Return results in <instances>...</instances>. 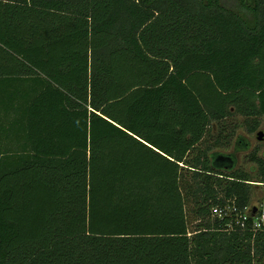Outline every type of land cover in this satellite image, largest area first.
Wrapping results in <instances>:
<instances>
[{"label":"trees","instance_id":"16d2710c","mask_svg":"<svg viewBox=\"0 0 264 264\" xmlns=\"http://www.w3.org/2000/svg\"><path fill=\"white\" fill-rule=\"evenodd\" d=\"M236 116L264 0H0V264H264Z\"/></svg>","mask_w":264,"mask_h":264},{"label":"rangeland","instance_id":"374dc122","mask_svg":"<svg viewBox=\"0 0 264 264\" xmlns=\"http://www.w3.org/2000/svg\"><path fill=\"white\" fill-rule=\"evenodd\" d=\"M244 117L242 116H236L233 117V119H228L227 123L228 125L231 127H234L235 125H239L238 128H236V133L235 135H239V134H243L244 136H246L248 138V140L251 143V149L248 151H237V158H238V163L237 166L239 168H243L245 170H248L252 173H254V169H255V164L251 161H249V154L250 152L255 148V147H259V155L262 156L264 153V138L263 139H259V133L262 132L264 135V116L261 117V125L260 127L254 132V133H248V131L246 130V126L244 124ZM229 129V128H228ZM218 133V126L215 125L213 131H212V138H211V142L214 141V137L216 136V134ZM234 143H235V139H232V142L230 143V145L228 147H220V148H216L215 150H219L225 153H232L235 152L234 150ZM253 195H252V200L250 203V206L254 207L255 209L258 207H261L263 205L264 202V186L260 183V182H255L253 181ZM196 222L191 221L190 222V230L195 229L196 226Z\"/></svg>","mask_w":264,"mask_h":264},{"label":"built area","instance_id":"2783aa9c","mask_svg":"<svg viewBox=\"0 0 264 264\" xmlns=\"http://www.w3.org/2000/svg\"><path fill=\"white\" fill-rule=\"evenodd\" d=\"M233 210H237L235 206L232 208ZM213 213L219 217H222L223 211L220 208H214ZM241 222L244 226V222L248 219H253V230L257 231L260 230L264 226V203L261 207L254 208L252 206H248L245 210L241 213Z\"/></svg>","mask_w":264,"mask_h":264},{"label":"water","instance_id":"95a60500","mask_svg":"<svg viewBox=\"0 0 264 264\" xmlns=\"http://www.w3.org/2000/svg\"><path fill=\"white\" fill-rule=\"evenodd\" d=\"M264 138V135L262 132L259 133V139H263Z\"/></svg>","mask_w":264,"mask_h":264}]
</instances>
